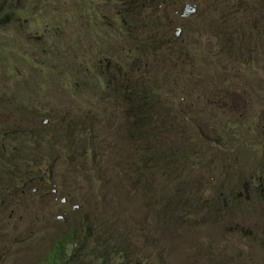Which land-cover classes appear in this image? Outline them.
<instances>
[{
	"label": "rangeland",
	"instance_id": "obj_1",
	"mask_svg": "<svg viewBox=\"0 0 264 264\" xmlns=\"http://www.w3.org/2000/svg\"><path fill=\"white\" fill-rule=\"evenodd\" d=\"M124 1L37 0L35 15L25 17L28 23L24 27L15 25L0 36L16 79L45 75L53 64L68 59L67 74L73 71L74 76L84 79L68 78L59 90L41 82L45 92L35 108L38 111L47 107L50 112L55 107L67 108V116L83 118L84 123L79 122L70 131L65 127L67 116L50 123L47 111L29 115L24 122L14 117L7 122L6 113L0 114L2 136L10 128H31L37 137H44L48 146L52 144L44 146L43 162L36 157L37 163L30 164L36 153L31 149L20 151L21 140H5L0 135V176H10L18 162L25 173L24 178L18 176L11 181L0 178V264H32L43 258L52 244L54 225L63 226L73 215L83 214L85 208L101 221H112L116 228L128 230L135 247L155 236L157 241L146 242L148 245L135 255L134 261L141 258V264H159V254L163 256L162 264H264L262 199L253 195L251 201L237 205L224 203L216 190L228 161L237 166L242 163L238 149H228L227 153L222 152L224 146L208 149L207 155L214 158L213 166L219 165L220 171L196 173L198 183L194 188L190 182L187 186L168 182L154 168L143 172L145 178L139 179L138 168L133 165L136 144L128 134L136 131L132 127L133 112H127L128 104L115 92L99 101L98 93L85 91L84 86L87 82L89 89H106L112 75L122 76L121 80H139L146 75L155 93V101L145 105L148 114L160 113L163 99L166 107L177 110L179 105L190 118L209 117L207 108L211 105L215 109L221 94H214V88L201 82L208 72L215 73L209 70V52L217 60V54L225 51L215 37L217 24L223 29L232 16L243 25L244 36L227 52L234 54L237 48L241 58L263 54L255 70L242 60L235 66L229 62L224 65L230 82L240 76L243 80L238 95L223 100L225 108L217 111V116L227 113L232 119L257 116L263 120L264 0H135L138 7L130 5V12L134 10L130 18L125 15V3L132 0ZM187 5L194 11L184 15ZM237 24L233 20L228 28ZM247 34L254 41L247 39ZM45 40L53 44L49 57H41L34 50L43 52ZM255 48L259 53H247ZM205 53L208 56L197 60ZM14 81L0 73V90L6 86L12 95ZM197 82L204 90L192 87ZM109 87H115L113 81ZM67 97L72 100L67 102ZM228 103L239 104L241 114L223 112ZM87 112L95 116L93 121L85 119ZM43 120L49 122L46 129ZM67 133L79 137L64 141L62 136ZM28 141L29 147L35 143L34 139ZM256 149V157L264 154V146L257 145ZM85 152L88 161L80 157ZM252 155L249 157L253 160ZM192 170L200 172L196 166ZM245 172L248 180L259 174L249 173L248 169ZM28 176L33 179L30 184ZM175 193L186 195L189 204L174 203L167 216L170 197ZM225 195L230 197L229 190ZM191 206L195 210L190 211Z\"/></svg>",
	"mask_w": 264,
	"mask_h": 264
},
{
	"label": "trees",
	"instance_id": "obj_2",
	"mask_svg": "<svg viewBox=\"0 0 264 264\" xmlns=\"http://www.w3.org/2000/svg\"><path fill=\"white\" fill-rule=\"evenodd\" d=\"M126 1L128 0L124 2ZM125 4L128 7L125 9V15L127 18H130L134 10L130 12L129 7L131 4L138 7L137 1L132 0ZM37 6V0H0V36L8 32L9 29L15 25H19L20 28L24 27V23H28L25 17L35 15ZM126 16H124V18ZM233 20L237 21L238 24L232 26L233 29H229V23ZM138 22L139 20L136 21V23ZM243 29V25L239 24L238 18H232V16L223 26V29L222 26L217 24V36L215 37H218V43L221 44V48H224L225 51L221 52L223 57H221L222 55L219 56L221 53L217 54V60H213L209 52V70H214L215 73L210 74L208 72L207 76H205V80L201 82V84H207L210 85V88H214L213 91L211 90L214 94H221L219 105L216 106L215 109L210 108L211 105L207 108L209 117H206L205 114V116H199V118H190L188 112H185L179 105L178 107L176 105L177 110L166 107L163 99H161L160 103V113L148 114L145 105L148 103L152 104L155 101V93L154 84L152 80L149 78L147 79L146 75L142 78L140 77L139 80L138 78L121 80L122 76L112 75L106 89H89L87 86H91L87 82V85L85 83V91L90 90L95 94L98 93L97 95H99V97L97 98L96 95V99L99 101H103L108 94L115 92L117 97L119 96L124 103L126 102L128 104L127 112H133L134 118L132 120V127L136 131L135 133L128 134L131 135L132 140H134L133 144H136L134 146L135 161L133 165L138 168L137 175L139 179L145 178L143 177V172L147 173V170L154 168L161 172L160 174H162L166 181L176 182L178 186H187L190 182L193 184L194 188L196 182L198 183V180L194 179L196 173L205 175L204 173L210 174L212 171L213 173L214 171H220L219 165L214 164L213 166L214 158L207 155L208 149L224 146L222 152L227 153L228 149V152H231V149L235 148V150L238 149L237 151L243 155V160L238 166L228 161V164L225 165V167H227L226 171L223 173L221 172L222 175L220 174L221 177L219 178L221 184L216 190L223 199L222 202L231 201L237 205L238 202L251 201V196L255 195L256 198H261L262 203H264V154L259 157L254 155L255 152L259 151L256 149L257 145L264 146V119L260 120L256 116L245 120H238V118L232 119L227 117V113H223V117L217 116V111L225 108V104L222 101L227 100L229 97L237 96L239 83L243 80V77L240 76L235 82H230L228 80L230 75L225 71L224 65L229 62V64L235 66L238 60L248 63L249 68L253 70L258 68L256 65H260L259 57H262L263 53L261 56L257 54L258 58H252L251 55L249 58H241V54L237 55V53H239L237 48L234 54L227 52L228 48L230 49L237 46L238 42L242 41L244 36V32H242ZM42 38H44V36H42ZM247 39H250L248 34ZM250 41L254 40L250 39ZM44 43L46 44H44L43 49L45 50L43 52L40 53L39 49L34 50L37 55L41 57H49L52 55L50 49H53V44L47 43V40H45ZM241 49L244 50L243 48ZM5 50L3 43L0 41V73L8 81L11 79L15 80V86L11 87L14 88L15 91L12 95H9L6 91V89H8L6 86L0 90L2 91L0 94V114L4 113L5 115L6 113L7 122H10L13 117L15 119H21V121L24 122L25 118L27 119L29 115L33 116L34 113L38 112L41 114L47 111V114L50 116V118H48L50 123L54 120H63L69 113L67 108L65 110H59L55 107L54 109L52 108L50 112L47 107H43L38 111L35 107L39 106V100L45 92L41 84L42 81L49 84L50 87L57 86V90L64 85L63 83H66L68 78L72 79L73 77H77L78 81L83 82L84 79L79 78L77 75L74 76L75 74L73 71H71V75L67 74L69 70V59L67 61L59 60L57 64L52 65L49 72L45 75L39 74L32 78L25 76L16 79L12 74L14 65L9 61L8 51ZM255 50L259 53L258 48L248 51L247 53H253ZM13 55L18 59L17 54ZM206 56H208L207 53H205V56H200L199 54L197 60L200 61ZM11 57L12 55H10V58ZM206 61L205 63L207 65ZM261 62L264 64V59ZM220 64H223V66L219 67ZM135 70L137 71V67H135ZM112 81L115 87H109ZM261 81L264 83L263 79ZM192 87L204 90L200 82H197V85L194 83ZM109 88L113 91H110ZM65 99L67 102L72 100L71 97ZM228 106L229 107L224 109L223 112L231 111V113L235 112L234 115L241 114L240 110L242 107L239 104L228 103ZM213 112L216 113L212 115ZM204 113H206V110H204ZM82 119L83 118L78 119L72 115L67 116L65 118L66 131H70L71 128L76 126L79 122L84 123ZM85 119L93 121L95 116L87 112ZM45 120H43L42 123L44 129L49 126V122L46 124ZM0 128L3 129L1 125ZM1 129L0 135L2 134ZM30 130L31 128L28 130H24V128L13 130L10 128L9 131L6 132V136L1 135V137L5 140H21L20 143L22 145L18 150L28 151L31 149L36 153V155L32 157L30 164L33 162L37 163L36 157L39 158V162H43L45 155L43 149L44 146H48L47 141L44 140V137H37L36 133ZM59 134L62 135L60 131ZM75 135L76 133H67V135H63L62 137H65L64 141L68 138L76 141L79 136L76 137ZM28 139L35 140V143L30 147ZM49 146H52V144ZM251 153H253V160L252 157H249ZM12 155L15 154L13 153ZM80 157H84L87 161L89 160L88 153L86 152L81 154ZM15 158L18 161V158ZM227 159L229 160V158ZM194 166L198 167L200 172H197L198 170L193 171L192 168ZM232 166H236L234 167L236 171ZM14 168V171L9 172L10 176H7L8 173H4L3 176H0L1 180L4 182L11 181L12 178L18 176L24 178L25 173L23 172V167L20 166V162L15 163ZM247 169L249 173L256 174L259 171V174L249 177L250 179L248 180L246 175L248 172H245ZM28 178L27 183L30 184L33 179L30 176H28ZM41 186L45 189L42 184ZM225 190H229L230 197L225 195ZM172 195L173 196H171L169 200V209L167 213L165 212L167 216H169L168 211L172 210L174 203L186 206L189 204L188 199L184 197L186 195L181 193ZM193 206L190 207V211H192V208L194 209ZM83 212L84 213L81 215H73L63 226L55 224L51 239L52 244L47 254H45L43 258H39L34 263H31L141 264V258L134 261L136 258L135 255L144 246L148 245L146 242L151 243L152 241H157V238L152 236L150 239L146 238V242L141 246L135 247V242L131 240L128 230L116 228L112 221H101L98 217L92 215V212L87 208H85ZM158 257H162L159 263L162 264L163 256L159 254ZM148 264H151V262Z\"/></svg>",
	"mask_w": 264,
	"mask_h": 264
},
{
	"label": "water",
	"instance_id": "obj_3",
	"mask_svg": "<svg viewBox=\"0 0 264 264\" xmlns=\"http://www.w3.org/2000/svg\"><path fill=\"white\" fill-rule=\"evenodd\" d=\"M191 11H194V9L187 5L184 10V15H188L189 13H191Z\"/></svg>",
	"mask_w": 264,
	"mask_h": 264
}]
</instances>
